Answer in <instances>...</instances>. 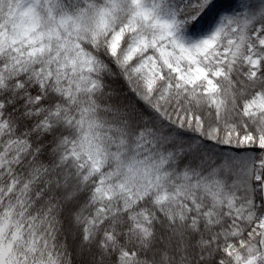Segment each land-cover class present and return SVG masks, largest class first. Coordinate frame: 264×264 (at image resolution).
<instances>
[{
  "label": "snow or ice",
  "instance_id": "6c2138e0",
  "mask_svg": "<svg viewBox=\"0 0 264 264\" xmlns=\"http://www.w3.org/2000/svg\"><path fill=\"white\" fill-rule=\"evenodd\" d=\"M0 264H264V0H0Z\"/></svg>",
  "mask_w": 264,
  "mask_h": 264
}]
</instances>
